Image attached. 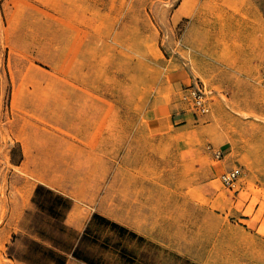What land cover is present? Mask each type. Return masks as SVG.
<instances>
[{"label": "rangeland", "instance_id": "1", "mask_svg": "<svg viewBox=\"0 0 264 264\" xmlns=\"http://www.w3.org/2000/svg\"><path fill=\"white\" fill-rule=\"evenodd\" d=\"M260 21L264 0H0V264H264L243 221L264 211ZM195 82L206 115L183 98Z\"/></svg>", "mask_w": 264, "mask_h": 264}, {"label": "crops", "instance_id": "2", "mask_svg": "<svg viewBox=\"0 0 264 264\" xmlns=\"http://www.w3.org/2000/svg\"><path fill=\"white\" fill-rule=\"evenodd\" d=\"M239 17H240L239 15H235V18H239ZM239 20L241 21L240 23L243 25V29L241 31H239V32H236L235 38L244 41V40H247L250 37V31L251 30L249 29V27H247V25L250 24V23L248 22V20L245 21V19H241L240 18ZM259 25H260V28L264 27V23H262V21H260ZM260 65H261V62H260ZM259 69H260V66H259ZM196 83H199V82H195L193 84H196ZM200 83L205 84L204 82H200ZM193 84H191V85H193ZM205 87H206V85H205ZM206 91H207V88H206ZM208 93H209V91H207V94ZM207 98H208L209 106L211 108V101H210L211 98H210L209 94L207 95ZM188 105H189L190 109L193 111V113L195 114V112L192 109V107H191L189 102H188ZM175 115L178 117L174 121L175 124L178 123V122L183 123L184 119H186V118L183 119L182 116L181 117L178 116L179 115L178 112ZM195 115L196 116H200V115H197V114H195ZM204 115H206V114H204ZM183 117H185V116H183ZM179 126L180 127L186 126V124L183 123V124H181ZM181 142H183L182 144L184 146L188 145V143H190V140L188 139V135L186 136L185 139H182ZM186 147L187 146L181 147V149H184ZM218 149L221 150V148H218ZM221 154H222V150H221ZM7 155H8V159H9L8 161H9V163H11L10 152H7L6 148L0 146V220H2L1 223H0V250H1V246L2 245L6 248L5 239L8 236V234L11 232V229H10V225H11V203H10V197H9V194L6 191L4 192V195L1 193V189L4 187V184L6 185V182H8V180H9L8 177H7V167H6ZM24 160L20 161L18 163H15L14 166L21 167L23 162H24ZM232 168H234V167H232ZM232 168H229L228 170H230ZM215 186H216L217 189L221 188L220 187V183H216ZM248 203H249V201H247L246 203H244L242 205L241 212L246 208ZM4 207L7 208V210H6V212H5V214H4L3 218H2V213H3L2 209ZM259 209H260V204H258V205H256L254 207V209H253V211H252V213L250 215H245L243 217V221L246 224V229L249 232H251V233H253L255 235L264 236V211L260 212ZM71 210L73 211V217H72L71 224L74 227H76L80 223L79 222L80 218H79V216H77L78 210H79V206L76 205V204H73V206L71 207ZM89 218H91V217H89ZM86 225H87V223H86ZM86 225H85V227H86ZM122 227L125 228L124 226H122ZM137 227H139V228L135 227L134 229L138 233H144V232L147 231L146 227H143V225H141V224H139ZM3 258L5 260L4 264H6V263L7 264H13V263H15V264H27V263H25L22 260H17L16 258L5 257V256H3Z\"/></svg>", "mask_w": 264, "mask_h": 264}, {"label": "built area", "instance_id": "3", "mask_svg": "<svg viewBox=\"0 0 264 264\" xmlns=\"http://www.w3.org/2000/svg\"><path fill=\"white\" fill-rule=\"evenodd\" d=\"M258 83L261 87H264V59L261 61L260 69L258 71ZM207 91L205 84L203 83H196L193 85H189L186 87L184 91L183 98L187 100L192 109L194 110L195 114L197 115H204L209 113L210 106L208 103L207 98ZM208 149L214 154L216 158L221 157V150L214 149L211 146H208ZM240 168L234 167L230 170L225 171L221 174V180L225 186L228 188H232L234 184L237 182L240 176Z\"/></svg>", "mask_w": 264, "mask_h": 264}, {"label": "trees", "instance_id": "4", "mask_svg": "<svg viewBox=\"0 0 264 264\" xmlns=\"http://www.w3.org/2000/svg\"><path fill=\"white\" fill-rule=\"evenodd\" d=\"M40 188H42V186L38 187L37 190H38V189L40 190ZM46 190H47L48 192H51V193H52L51 190H49V189H46ZM56 199H58L59 201H63V198H62L61 196H59V195H56ZM95 220H100V221H102V222H104V223H106V224H108V225H110V226H112V227H114V228H116V229H119V230H125V228H123L121 225H119V224H117V223H115V222H111V221H109L108 219H106L105 217L100 216V215H98V214H94V215L92 216V218H91V220H90V222H89V225H91Z\"/></svg>", "mask_w": 264, "mask_h": 264}, {"label": "bare ground", "instance_id": "5", "mask_svg": "<svg viewBox=\"0 0 264 264\" xmlns=\"http://www.w3.org/2000/svg\"><path fill=\"white\" fill-rule=\"evenodd\" d=\"M253 127V126H252Z\"/></svg>", "mask_w": 264, "mask_h": 264}]
</instances>
